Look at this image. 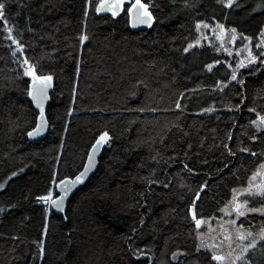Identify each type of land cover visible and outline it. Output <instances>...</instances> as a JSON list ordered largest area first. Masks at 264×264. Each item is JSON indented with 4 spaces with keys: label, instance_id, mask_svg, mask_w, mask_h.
<instances>
[{
    "label": "trees",
    "instance_id": "trees-1",
    "mask_svg": "<svg viewBox=\"0 0 264 264\" xmlns=\"http://www.w3.org/2000/svg\"><path fill=\"white\" fill-rule=\"evenodd\" d=\"M0 2V264H209L211 253L197 250L198 233L207 235L208 225L197 230L189 207L197 218L214 217L212 228L237 219L253 234L235 240L233 254L256 238L264 215L237 218L220 210L264 163V129L251 124L256 112L264 115V67L258 60L229 80L236 61L209 27L235 28L234 47L251 37L259 56L264 0H234L229 8L217 0H151L155 19L139 30L128 23V5L112 17L96 12L101 0ZM197 21L208 25L206 38L193 44L204 28ZM82 33L89 37L83 44ZM9 36L24 48L14 52ZM25 58L38 66L37 75L53 76L49 128L37 141L27 137L38 112L27 95ZM105 130L110 140L95 171L64 211L36 202L49 188L54 197L59 180L82 168ZM240 199L264 207L262 198ZM40 240L43 257L34 243ZM129 243L147 255H133ZM245 257L264 264V244L257 239Z\"/></svg>",
    "mask_w": 264,
    "mask_h": 264
},
{
    "label": "snow or ice",
    "instance_id": "snow-or-ice-1",
    "mask_svg": "<svg viewBox=\"0 0 264 264\" xmlns=\"http://www.w3.org/2000/svg\"><path fill=\"white\" fill-rule=\"evenodd\" d=\"M218 3H223V6L225 8L232 7L234 4V0H217ZM185 3L187 4V0H185ZM125 5H128L126 11L129 23L133 26L138 24H146L151 26L153 24V21L155 19L153 12L150 10L154 5L151 4V0H148V2H145V0H101L99 4L96 6V12L100 13L102 10H107L111 13L112 17H117L120 12H123L125 10ZM264 6V5H261ZM4 9L5 4L0 2V20L4 19ZM85 15H87V7L85 9ZM5 23H7L5 21ZM203 25L204 27H207V24H204L203 21H197L196 27L197 29L200 28V26ZM221 30H224V25L219 24L217 25ZM9 32H11V29H8ZM231 32L235 33L236 29L232 28ZM261 35V43L257 45V47H261L264 45V28L261 29L260 32ZM9 39H12L11 36L8 37ZM89 37L86 34H81L79 36L80 43H84L86 40H88ZM235 39V37H233ZM247 40H251V37H245ZM12 43L16 45V50L23 49L24 45L21 43H18L15 39H12ZM192 45L189 44L188 47L184 48L185 52L189 51V48H191ZM227 51V49H225ZM248 55L247 59H241L236 63L235 68L232 70L231 75L228 77L229 80L237 81L238 80V71L241 68H245L248 66H256L257 61L259 60V64L264 67V53L259 54V56L254 55L251 48H248ZM213 63H219V61H214ZM22 66L24 67L23 75L27 77H31V83L27 87V95L32 98V103H34L39 108V115L35 116V124L36 126L32 128L30 131L27 132V135L29 137H34L38 133L43 131V126L47 121L45 120V109H44V100H46L47 97V88L51 86V83L53 81L52 75H37L38 66L30 63V61L25 58L22 61ZM206 68L209 70L212 69L213 65L208 64L205 65ZM231 67V65H229ZM257 71H260V68H257ZM241 84H243L242 80H239ZM139 83V82H138ZM218 85L220 82H217ZM134 95V94H133ZM183 95V94H181ZM176 108H180L181 104L179 101L176 103ZM236 108H239L240 105H235ZM71 111V109H69ZM139 111H144L143 108L139 109ZM155 111V109H153ZM207 111H212L211 108L207 109ZM250 112H255V109H249ZM251 124L256 127L257 131H261L264 129V115H261L260 112H256V119L251 121ZM229 139H231V136H229ZM252 140H256L257 137L255 135L251 136ZM110 140V135L107 130L102 131L99 136L96 139V142L92 145V150L89 151V164L93 161V153L94 151L99 149V146L101 144H104L105 142ZM226 149L229 150L231 153V149L228 147L227 144L224 145ZM242 152H249L250 149L248 148H241ZM232 155H235V153H231ZM253 156H256L257 153L252 152ZM89 164L85 165V171L81 172L80 174L76 175L75 178L71 181H69L68 177H65L64 179L59 180L57 187L61 189L60 195L53 198L52 189L49 188L47 194L44 195H38L35 197L36 202L43 201L45 204L53 206L55 209L63 212L64 211V197L68 194L69 190L77 183L81 182L83 177L86 175L87 169L89 167ZM188 166L185 165V168ZM261 169H264V163L260 165L258 170L252 174V176L249 177V186L247 188H244L242 191H238L237 189H232V198L228 201L227 204H225L224 208H222L220 211L225 212L226 215H232V213L235 214L237 218L239 217H247L248 213H261L264 215V207L261 208H252L249 207V200L244 199L243 202H241L240 197L243 196L244 193L248 194V197L250 198H262L264 199V171H261ZM191 171V169H189ZM13 176L16 175L15 172L12 173ZM55 173H53V176L55 177ZM257 178H260V182L256 183ZM148 183H153V181L149 180ZM4 184H0V188H3ZM167 187V185H165ZM201 189H205L206 185L201 184ZM201 193L198 191L196 193L197 198H199ZM196 203V200H193V205ZM9 207H14V205H9ZM227 209H231V211H226ZM0 211H4L3 208H0ZM48 209L45 208V213H47ZM192 220L195 223V227L197 230L201 228V225H208L209 231H212V226L208 222L213 220L214 217H208L207 219L200 217L197 218V214L193 210L192 207H189L188 209ZM140 223H144L143 219H141ZM225 225H228L230 227H225ZM45 228H47V222L45 223ZM220 228L223 232L226 234L224 235V240L230 242L232 240V232H236V238L240 241H244L246 238H252V233L247 232L244 229V226L242 224H238L237 219H229L225 221L224 223L220 224ZM132 232L135 233L136 229L133 228ZM202 233H198V237L202 236ZM15 238V237H14ZM257 239L261 241L262 244H264V228L261 229L260 233L256 236V238L252 239L251 243L247 244H241L237 250L235 251V254H233V251H229L228 253H218V249H220V244L215 243H201L197 245V250L199 251L201 248L206 249L207 252L211 253V258L209 261V264H249V261L245 257V254L249 252V249L252 250L254 253L256 250V242ZM131 237L126 238V242L130 241ZM37 245L38 254L40 257H43L45 254V248H44V241L40 240L37 242H34ZM129 249L133 250V246L131 243H129ZM35 255V253H34ZM133 255H139V256H145L147 255L146 252L143 250L136 248L133 250ZM178 253L173 252L172 253V259L175 260L177 258Z\"/></svg>",
    "mask_w": 264,
    "mask_h": 264
},
{
    "label": "rangeland",
    "instance_id": "rangeland-1",
    "mask_svg": "<svg viewBox=\"0 0 264 264\" xmlns=\"http://www.w3.org/2000/svg\"><path fill=\"white\" fill-rule=\"evenodd\" d=\"M209 29H210L211 34L214 33L215 36H217L219 38V40L222 43V46L224 47V50L227 49V51H225V52H227V56L232 55V57L235 59L236 63L241 59H247V55H248L247 50H248V48H250L248 40L242 41V44L240 46L234 47V44L237 41V38H236L235 33L231 32L230 29L221 30L217 26L214 28L209 27ZM233 37H235V39H233ZM205 38H206V27H204L202 30L200 28V31L198 34V39L193 44H200L201 41ZM261 171H264V169H261ZM259 182H260V178H257L256 183H259ZM230 211H231V209L229 210V212ZM224 222H222V223H224ZM225 227H230V226L225 225ZM212 229H213L212 231L208 230L209 232L207 235H203V236H201V238L199 237L200 242L205 243V244H207V243L220 244L221 247H220V249H218V253H225L226 254L229 251H233V242L235 240H237L236 232L235 231L232 232V240H231L230 246H229V241L224 240V235L226 233L222 231L220 226L217 229H215V228H212Z\"/></svg>",
    "mask_w": 264,
    "mask_h": 264
},
{
    "label": "water",
    "instance_id": "water-1",
    "mask_svg": "<svg viewBox=\"0 0 264 264\" xmlns=\"http://www.w3.org/2000/svg\"><path fill=\"white\" fill-rule=\"evenodd\" d=\"M108 11L107 10H102L100 13H107ZM129 23V22H128ZM129 25H130V27L133 29V30H139V29H143V28H146V27H148L149 25H146V24H138V25H135V26H133L132 24H130L129 23ZM30 83H31V79H30ZM51 89H52V83H51V86L49 87V88H47V99L46 100H44V109H45V107H46V105H47V103H48V100H49V93H50V91H51ZM30 98V100H31V102H32V98L31 97H29ZM33 104V106L35 107V109L37 110V114L39 115V108L34 104V103H32ZM45 120L47 121V119H46V116H45ZM49 123H48V121H47V123H45L44 124V126H43V131L42 132H40V133H38L36 136H34V137H29L28 135H27V137H28V139H32V140H34V141H37V140H40V139H43L44 138V135L46 134V132L48 131V128H49ZM36 126V125H35ZM101 146H102V144L99 146V149L98 150H96V151H94V153H93V161L89 164V156H88V153H89V151L90 150H92V146L90 147V149L88 150V152H87V155H86V158H85V161H83L84 163H83V165H82V168L76 173V174H74V176L71 178H69V181H71V180H73L74 178H75V176L76 175H78V174H80L81 172H83V171H85V165L86 164H89V167H88V169H87V172H86V175L83 177V179L81 180V182H79V183H77V184H75L70 190H69V192H68V194L64 197V207H65V205H66V203H67V201H68V199L70 198V196L72 195V194H74V192H76L78 189H80V188H82L86 183H87V181H88V179H89V177L92 175V173L95 171V169H96V167H97V165H98V156H99V153H100V150H101ZM57 185H58V183H57ZM57 185H56V192H57V194L53 197V198H55L56 196H59L60 195V191H61V189L59 188V187H57ZM50 207H51V209L54 211V212H60L59 210H57V209H55L53 206H51L50 205Z\"/></svg>",
    "mask_w": 264,
    "mask_h": 264
}]
</instances>
